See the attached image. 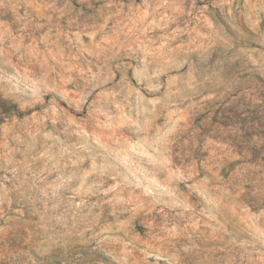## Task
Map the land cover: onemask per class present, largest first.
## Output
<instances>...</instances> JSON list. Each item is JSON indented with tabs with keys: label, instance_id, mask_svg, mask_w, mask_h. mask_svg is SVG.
<instances>
[{
	"label": "clouds",
	"instance_id": "1",
	"mask_svg": "<svg viewBox=\"0 0 264 264\" xmlns=\"http://www.w3.org/2000/svg\"><path fill=\"white\" fill-rule=\"evenodd\" d=\"M0 264H264V0H0Z\"/></svg>",
	"mask_w": 264,
	"mask_h": 264
}]
</instances>
